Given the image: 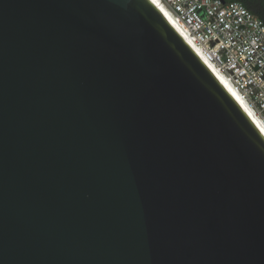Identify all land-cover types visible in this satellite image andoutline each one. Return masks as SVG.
I'll list each match as a JSON object with an SVG mask.
<instances>
[{"label":"water","instance_id":"95a60500","mask_svg":"<svg viewBox=\"0 0 264 264\" xmlns=\"http://www.w3.org/2000/svg\"><path fill=\"white\" fill-rule=\"evenodd\" d=\"M0 264H264V135L151 0H0Z\"/></svg>","mask_w":264,"mask_h":264},{"label":"built area","instance_id":"2783aa9c","mask_svg":"<svg viewBox=\"0 0 264 264\" xmlns=\"http://www.w3.org/2000/svg\"><path fill=\"white\" fill-rule=\"evenodd\" d=\"M264 127V20L239 1L159 0Z\"/></svg>","mask_w":264,"mask_h":264},{"label":"bare ground","instance_id":"6f19581e","mask_svg":"<svg viewBox=\"0 0 264 264\" xmlns=\"http://www.w3.org/2000/svg\"><path fill=\"white\" fill-rule=\"evenodd\" d=\"M155 6L164 14L167 20L174 26V28L181 34V36L186 40V42L193 48V50L198 54V56L203 60V62L210 68V70L215 74L223 86L230 92V94L235 98V100L240 104L243 110L248 114L251 120L255 123L258 129L264 135V127L261 124L259 118L256 116L252 108L249 106L245 98L240 94V92L227 80L223 72L218 68V66L207 56V54L201 50V48L196 44L188 35L187 31L180 25L178 20L173 16V14L163 5L159 0H151Z\"/></svg>","mask_w":264,"mask_h":264},{"label":"trees","instance_id":"16d2710c","mask_svg":"<svg viewBox=\"0 0 264 264\" xmlns=\"http://www.w3.org/2000/svg\"><path fill=\"white\" fill-rule=\"evenodd\" d=\"M232 1V0H224ZM244 4L247 8L253 11L261 19L264 20V0H236Z\"/></svg>","mask_w":264,"mask_h":264}]
</instances>
